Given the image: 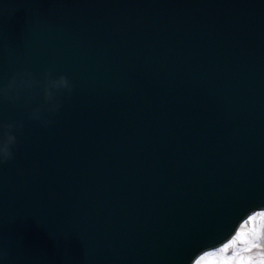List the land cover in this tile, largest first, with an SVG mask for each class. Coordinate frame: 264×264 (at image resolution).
Here are the masks:
<instances>
[{"label":"water","instance_id":"obj_1","mask_svg":"<svg viewBox=\"0 0 264 264\" xmlns=\"http://www.w3.org/2000/svg\"><path fill=\"white\" fill-rule=\"evenodd\" d=\"M14 122L0 264H264V0H0Z\"/></svg>","mask_w":264,"mask_h":264},{"label":"clouds","instance_id":"obj_2","mask_svg":"<svg viewBox=\"0 0 264 264\" xmlns=\"http://www.w3.org/2000/svg\"><path fill=\"white\" fill-rule=\"evenodd\" d=\"M52 77V72L51 69H49L46 74L45 78L48 80V84L51 87H54L58 94H62L63 90H66L69 94L72 93L74 86L70 83L69 79L67 76L61 75L58 78L55 79H49ZM44 94H45V100L50 101L53 99V92L50 90L49 87H45L44 89ZM61 103L58 101L54 107H52L49 112L50 113H57L60 111L61 108ZM32 119L40 120L37 116L34 114L31 115ZM41 122L47 126L52 123V121L43 119ZM4 129H7L5 133L0 135V165L9 162L10 160H13L14 157V152H13V147L16 146L17 144V138L13 134L14 129H23V123L22 122H14V123H9V124H4L0 125ZM4 253L0 252V258H2Z\"/></svg>","mask_w":264,"mask_h":264}]
</instances>
